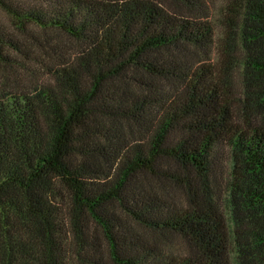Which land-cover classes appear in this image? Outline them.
Segmentation results:
<instances>
[{
    "label": "trees",
    "instance_id": "16d2710c",
    "mask_svg": "<svg viewBox=\"0 0 264 264\" xmlns=\"http://www.w3.org/2000/svg\"><path fill=\"white\" fill-rule=\"evenodd\" d=\"M0 9V264H264V0Z\"/></svg>",
    "mask_w": 264,
    "mask_h": 264
},
{
    "label": "rangeland",
    "instance_id": "374dc122",
    "mask_svg": "<svg viewBox=\"0 0 264 264\" xmlns=\"http://www.w3.org/2000/svg\"><path fill=\"white\" fill-rule=\"evenodd\" d=\"M227 3V0H212V5H213V12L216 15H219L223 10L224 7ZM0 22L2 24L8 25L10 23V18L8 17L7 14H5L2 9H0ZM217 30H221V26L217 27ZM178 251L182 250V246L180 245L178 248Z\"/></svg>",
    "mask_w": 264,
    "mask_h": 264
}]
</instances>
